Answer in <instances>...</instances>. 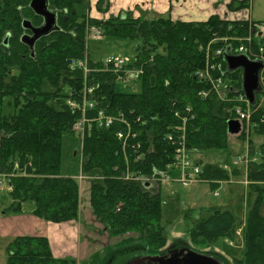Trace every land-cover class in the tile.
<instances>
[{
	"label": "trees",
	"instance_id": "trees-1",
	"mask_svg": "<svg viewBox=\"0 0 264 264\" xmlns=\"http://www.w3.org/2000/svg\"><path fill=\"white\" fill-rule=\"evenodd\" d=\"M31 1L0 3V171L10 176L8 211L21 213L30 202L31 212L46 221L76 220L83 180H87L92 212L104 230L112 237L135 232L137 239L121 242L142 240L150 251H161L168 241L161 182L178 177L175 149L168 140L179 123L175 112L191 110L193 118L186 128L190 148L229 150L227 121L238 106L248 107L240 100L241 71H226L224 52L218 51L228 45L237 47L240 39L251 34V26L262 21L226 20L217 14L205 21L168 16L145 20L131 12L98 19L84 10L87 0H48L58 12L59 29L41 37L32 48L22 41L23 21L39 25L43 18L30 7ZM104 2L98 4L106 12L109 7H102ZM249 2L233 0L230 7H249ZM89 23L98 26L105 38L126 42L132 60L120 67L105 66L104 58L93 60L87 49ZM212 62L225 68L224 75L218 67L213 71L227 83L221 97L207 78L196 75ZM133 71L142 72L133 75ZM127 79L134 83H126ZM121 83L138 85L140 91H120ZM85 97L93 106L85 109L90 123L82 145L80 180L61 175L62 139L75 135L73 127L83 115ZM5 105L13 112L5 113ZM257 109L249 125L264 136V107ZM100 111L123 114L136 137L130 136L124 147L117 136L124 124L117 120L110 127L100 126L96 121ZM196 162L202 166L201 178L214 187L229 177L219 165ZM254 164L249 178L253 184H264V157ZM263 206L264 190L250 198L242 228L243 255L234 256V264H264ZM206 212L190 229L193 244L208 247L220 238H237L242 218L233 210L209 207ZM7 254L6 264H78L55 257L44 236H19L8 244Z\"/></svg>",
	"mask_w": 264,
	"mask_h": 264
},
{
	"label": "rangeland",
	"instance_id": "rangeland-1",
	"mask_svg": "<svg viewBox=\"0 0 264 264\" xmlns=\"http://www.w3.org/2000/svg\"><path fill=\"white\" fill-rule=\"evenodd\" d=\"M88 9L89 5L86 2L84 10L87 11ZM250 10L255 18L264 19V0H253L250 3ZM239 44L241 42L236 46H239ZM127 46L128 44L124 41L105 37L97 39L90 36L87 49L89 56L93 60L119 55L130 62L132 60V49ZM250 46L254 52L258 50L256 44L251 43ZM126 83L133 84L134 81L127 79ZM121 84L117 87L120 91H140L138 85ZM257 98V107H264V93H259ZM4 112H13V108L5 105ZM78 123H80V126L76 129L75 126ZM89 123L90 120L85 115V111H83L81 119L73 127L75 135H65L63 137L62 174L81 176L82 145L85 135H87L89 130ZM247 123L248 121L243 123L240 132L229 135V150L206 149L197 155L201 159L202 164L211 163L221 167L224 163L232 160H234V163L236 162L235 166L229 170V177L222 182H218L217 187H214L212 183L203 179L199 183L193 182L192 185L188 186H184L182 183L176 181H167L162 184V198L164 201L163 224L166 227L168 241L161 251H152L153 255L189 246L196 252L217 256L225 264H234L235 257H242L243 240L232 238L231 241L234 240V244L230 245L226 237L225 239H218L208 247H203L202 245L196 246L191 242L190 229L202 215L206 216V210L209 207H222L233 210L236 215L242 218V223L240 222L241 224L237 229L242 230L245 226L246 215L250 209V198L255 199L264 190L263 183L258 182L253 184V181L249 178L250 170L254 167L252 165H255L254 163L256 162H261L264 157V136L256 134L254 129L251 128L252 125ZM83 182L82 200L84 205L82 204V206L85 209V213L82 216L84 223L79 228V231L84 238L85 246L83 244L79 245L81 253L78 256L79 258L77 257V263L128 264L132 259L141 258L138 257L139 255L148 251L151 252L147 244L142 240L121 242L128 238L137 239L139 234L135 232L112 237L102 228L89 205L90 193L86 190L88 186L86 184L87 180H83ZM254 186H257L261 191L257 190ZM26 205H32V203L27 202ZM262 213L264 214V206ZM74 227L77 231L78 229L74 224L72 230H74ZM86 253L87 255H85ZM4 254H0V264L5 263Z\"/></svg>",
	"mask_w": 264,
	"mask_h": 264
},
{
	"label": "crops",
	"instance_id": "crops-1",
	"mask_svg": "<svg viewBox=\"0 0 264 264\" xmlns=\"http://www.w3.org/2000/svg\"><path fill=\"white\" fill-rule=\"evenodd\" d=\"M87 1L89 5L87 14H89V16L91 17L98 19H108L112 16L125 15L127 12H131L134 17H140L141 19H145V20H153L159 16H168L173 20L205 21L208 20L212 15L217 14L222 19H226V20H255V21L264 22V19H259L254 17V15L250 10V6L249 7L244 6L242 8L232 9L230 5L232 4L233 0H105V2L102 4V7H107L108 5L109 8L106 12L101 11L99 9L98 2L101 0H87ZM236 1H241V0H236ZM249 1H250L249 3H252L253 0H249ZM1 2L2 0H0V3ZM88 25L89 27L95 26L90 23ZM89 27L87 28V31L90 38L91 35L89 32ZM96 28H98L102 32V30L98 26H96ZM103 38L104 35L102 32V37L98 39H103ZM225 65L227 68L226 71L240 70L241 75L243 77L242 68L235 70L229 69V65L227 61ZM83 67L86 69L85 64L83 65ZM242 89H243V84H242ZM262 89H263V83L261 84L260 82V90L262 91ZM259 93L261 94L260 91H257L255 94L256 101H258L257 95ZM239 122L241 123V128H242L243 123L241 121ZM200 153L201 151L199 152V154ZM197 155L198 154H194V157H196L195 159H198L200 161L201 159L197 157ZM223 165H230L231 168H233L235 166V163L234 160H232L230 162L224 163ZM176 171L177 174H179L177 169ZM226 171L229 173V170ZM61 175L77 177L80 180L83 179L82 175L79 177L78 175L75 176V175L62 174V172ZM9 178L10 176L8 174L2 173L0 171V254L5 253L4 264H6L7 261L8 244L15 238L26 235L47 237L49 239L51 249L55 257L62 259H67V258L74 259L77 261V257L81 253L79 249V245L83 244L85 246L84 238L81 232L79 231V228L84 223V221L82 220V216L85 213V209H83L82 206V204L84 205L82 200L83 187L81 188L82 202H81L79 218L76 220L63 222V223H54L35 216L31 212L33 204L25 205L23 207L24 210L21 213L9 212L8 209L12 203L10 196L11 185L9 183ZM167 181L168 180L161 182V189H162V184H164V182ZM222 181L224 180L217 181L216 183ZM199 182L201 181H197L195 183H199ZM86 190L89 191L88 188H86ZM89 200H90V195H89ZM73 224L76 225L78 229L77 231L75 230V227L74 230H72ZM85 255H87V253Z\"/></svg>",
	"mask_w": 264,
	"mask_h": 264
},
{
	"label": "built area",
	"instance_id": "built-area-1",
	"mask_svg": "<svg viewBox=\"0 0 264 264\" xmlns=\"http://www.w3.org/2000/svg\"><path fill=\"white\" fill-rule=\"evenodd\" d=\"M90 35L94 38H101L102 32L96 28V26L89 27ZM241 44L237 47L229 46L223 51H218L220 55H223L224 52V60L226 62L225 55L227 53L232 55H245L248 59L253 61H259L263 64L262 69L260 70V82L263 83V89L260 90L261 94L264 93V22H256L251 26V34L247 39H240ZM244 43V44H242ZM251 43H254L257 45V51L254 52L250 46ZM105 66H114V67H120L124 65L125 59L121 56H108L103 59ZM78 64L80 66H83L84 64L82 61H78ZM218 67L222 70V74L224 75L225 68L224 65L221 63H208L205 70H201L196 72V75H198L200 78H207L209 83L212 84L213 89L217 92L216 94L221 97L223 95V89L226 87L227 83L225 82L224 76L219 78L215 77L213 74V71ZM87 70V68H86ZM142 72V71H141ZM140 71H133V75H139L141 73ZM91 89H86V92H91ZM241 101L246 102L247 109L244 110L242 107L238 106L236 108V115L232 118L237 119L244 123L245 121H248L247 124H249L251 115L253 111L257 110V104L258 103H251L249 99L245 96V94L242 95L240 98ZM70 105L73 107L77 106V103L75 101H71ZM83 110L85 111L86 106L92 107L93 103L89 102L86 97L83 99ZM190 109L187 107L186 111L180 112L176 111L175 115L179 119V123H176L175 129L173 132L168 134V140L170 143L174 146V166L178 170L179 174L177 177V181L182 183L184 186L191 185L193 182L200 181L201 171L202 168L199 166L196 161L193 159V153L198 152L197 148H190L188 146L187 142V134H186V128L187 123H189L193 115L190 114ZM120 121L124 124V129H121L118 131L117 136L120 138V140L123 141V146L126 147L127 141L130 136L136 137V132L133 130L132 123L130 121H127L124 118V115L121 114L119 116H113L104 113L103 111H100L97 115L96 121L100 124V126L110 127L114 121ZM80 126V123L76 124L75 128L78 129ZM176 131L179 132V134L176 133ZM139 146V144H136V146ZM135 145H133L134 147ZM236 163V162H235ZM1 164V159H0ZM222 168L225 170H230V165H222ZM129 176V175H128ZM151 180V179H149ZM236 236L238 238H242V230H236ZM227 237L226 240L230 245L234 244V240L231 241L232 238Z\"/></svg>",
	"mask_w": 264,
	"mask_h": 264
},
{
	"label": "water",
	"instance_id": "water-1",
	"mask_svg": "<svg viewBox=\"0 0 264 264\" xmlns=\"http://www.w3.org/2000/svg\"><path fill=\"white\" fill-rule=\"evenodd\" d=\"M30 7L37 15L43 17L44 22L40 26L25 19L23 21L24 28H30L33 35L24 34L22 41L28 43L32 48L37 40L48 35L54 30L59 29L57 24V11L50 8L48 0H32ZM7 42V39L5 40ZM229 69L235 70L242 68L243 91L247 98L255 103L256 92L260 91V70L263 64L259 61L248 59L245 55H225ZM227 130L229 134H236L241 130V123L237 119H229L227 121ZM151 264H225L218 257L209 253H200L194 251L191 247H181L169 250L168 253L149 255Z\"/></svg>",
	"mask_w": 264,
	"mask_h": 264
},
{
	"label": "flooded vegetation",
	"instance_id": "flooded-vegetation-1",
	"mask_svg": "<svg viewBox=\"0 0 264 264\" xmlns=\"http://www.w3.org/2000/svg\"><path fill=\"white\" fill-rule=\"evenodd\" d=\"M34 11V10H33ZM42 17V16H41ZM43 18V17H42ZM32 22V21H31ZM44 22V19L42 20V23H40L39 25H35L33 22V25L35 26H40L42 25ZM57 24H58V14H57ZM59 26V25H58ZM24 28V27H23ZM56 31V30H54ZM24 34H29V35H33L32 31L30 28H24ZM53 32V31H52ZM50 34V33H49ZM7 40H8V37H7ZM168 253V252H167ZM154 254V253H153ZM152 254V251L151 252H145L143 253L142 255H139L138 257H141V258H138V259H132V261H130V263L128 264H151V261L150 259L148 258L149 255H153Z\"/></svg>",
	"mask_w": 264,
	"mask_h": 264
}]
</instances>
